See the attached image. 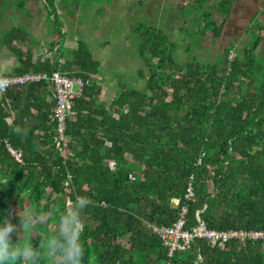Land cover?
<instances>
[{
	"label": "trees",
	"instance_id": "trees-1",
	"mask_svg": "<svg viewBox=\"0 0 264 264\" xmlns=\"http://www.w3.org/2000/svg\"><path fill=\"white\" fill-rule=\"evenodd\" d=\"M229 7L230 0H221L218 12L227 15ZM262 17L232 59L231 46L202 64L177 62L158 30L137 24L148 69L143 88L121 87L105 105L99 85L85 84L71 102L65 159L55 155L47 83L7 87L0 94V219L17 225L28 213L33 218L12 240L38 246L81 194L91 201L82 214V264H264L262 240L218 247L196 238L168 256L149 226L173 224L184 205V228L199 216L215 230H264V64L254 52ZM201 18L217 36L211 14ZM16 39L14 30L4 36L6 44ZM75 49L60 69L90 79L98 61L85 44ZM16 53L20 66L13 74L51 72L61 55L56 50L33 61L30 51ZM7 146L20 151L21 162ZM189 182L193 195L186 199ZM40 264L53 261L42 255Z\"/></svg>",
	"mask_w": 264,
	"mask_h": 264
},
{
	"label": "crops",
	"instance_id": "crops-1",
	"mask_svg": "<svg viewBox=\"0 0 264 264\" xmlns=\"http://www.w3.org/2000/svg\"><path fill=\"white\" fill-rule=\"evenodd\" d=\"M220 1L0 0V73H12L20 66L16 51H30L33 59L39 58L45 48H56L64 60L81 42L98 61V70L91 79L100 87L99 100L109 105L125 87L117 75L126 67L133 74L131 83L136 84L126 88L140 89L144 85L143 75L148 69L138 51L140 37L135 27L139 23L167 38L166 44L172 46L177 62H214L231 46L241 51L255 30V22H262L264 0H230L227 15L218 12ZM202 12L210 13L220 26L217 36L203 26ZM12 30L17 39L6 44L4 36ZM260 33L254 51L258 58L264 56V23ZM94 50L99 54L93 56ZM103 51L108 52L103 56ZM116 51L122 52L115 55ZM102 61H113L120 69L111 75L101 69ZM6 120L9 122L10 117Z\"/></svg>",
	"mask_w": 264,
	"mask_h": 264
},
{
	"label": "built area",
	"instance_id": "built-area-1",
	"mask_svg": "<svg viewBox=\"0 0 264 264\" xmlns=\"http://www.w3.org/2000/svg\"><path fill=\"white\" fill-rule=\"evenodd\" d=\"M56 48H45L39 56L52 58ZM235 52H228V59H232ZM36 56L32 59L35 61ZM63 58H57V68L51 72L46 71H29L19 74H2L0 73V94L11 85L28 84L31 82L44 81L47 83L53 99L54 107L52 109L51 118L54 121L55 139L54 148L55 155L65 159L68 155L69 135L66 132V121L71 114V102L74 98L81 96L82 89L85 84L91 81V78L83 79L80 76L68 75L60 69L63 63ZM14 159L21 162V153L18 150L7 146ZM200 160H198L199 162ZM113 163H110V167ZM192 178V176H190ZM193 195L192 185L189 182L185 192V198L189 199ZM174 205L179 203L178 198H171ZM186 207H181L180 215L171 225H149L161 240L162 245L167 250V255H172L176 250L183 249L196 238L207 240L210 245L223 247L232 239L243 240H262L264 246V230H244V229H229L215 230L207 227L205 222L197 216V222L190 228H184L186 219L184 217Z\"/></svg>",
	"mask_w": 264,
	"mask_h": 264
},
{
	"label": "clouds",
	"instance_id": "clouds-1",
	"mask_svg": "<svg viewBox=\"0 0 264 264\" xmlns=\"http://www.w3.org/2000/svg\"><path fill=\"white\" fill-rule=\"evenodd\" d=\"M91 201L86 195L77 194L71 204L64 206L56 230L35 246L28 242L13 241L16 225L7 217L0 219V264H40L44 255L53 264H82L85 248L81 241L84 229L83 212ZM32 223V213L21 218L22 231Z\"/></svg>",
	"mask_w": 264,
	"mask_h": 264
},
{
	"label": "rangeland",
	"instance_id": "rangeland-1",
	"mask_svg": "<svg viewBox=\"0 0 264 264\" xmlns=\"http://www.w3.org/2000/svg\"><path fill=\"white\" fill-rule=\"evenodd\" d=\"M97 1H99V0H97ZM257 22H255V24H256ZM164 38L167 40V38L164 36ZM167 45V47L168 48H170L171 49V51H172V46L171 45H169V44H166ZM232 51L233 52H237V49H232ZM92 52V51H91ZM108 51H103V53H102V55L104 56V54L105 53H107ZM119 52H122V51H116V52H113L115 55L117 54V53H119ZM238 52H240L239 51V49H238ZM93 53V56L94 55H98L99 54V52L98 51H96L95 52V50L92 52ZM110 53V52H109ZM189 55H191L190 53H188ZM102 55L100 56V57H102ZM204 55L205 54H201V56H203L204 57ZM261 58H259V60H261L262 61V63L264 64V56L262 57V56H260ZM101 69L104 71H106L107 73H110L111 75H113L114 74V72L118 69H120V68H117V66H115V64H114V62L113 61H108L107 63H104L103 61L101 62ZM118 77H119V83L120 84H122L123 86H125V87H136V84H133V83H131V81H132V77H133V74H132V72L129 70V68L128 67H126L125 68V71H123L122 73H120V74H118L117 75ZM144 82V81H143ZM141 88H143V86H141L140 87V89ZM33 219V218H32ZM56 226H53V227H51V230H52V232H54L55 230H56ZM21 230H22V228H21V223L20 224H17L16 225V232H14V233H16V235H18V236H21Z\"/></svg>",
	"mask_w": 264,
	"mask_h": 264
}]
</instances>
